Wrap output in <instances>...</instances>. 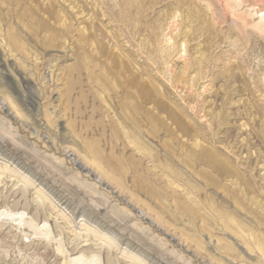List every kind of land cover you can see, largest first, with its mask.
Masks as SVG:
<instances>
[{
    "label": "rangeland",
    "instance_id": "1",
    "mask_svg": "<svg viewBox=\"0 0 264 264\" xmlns=\"http://www.w3.org/2000/svg\"><path fill=\"white\" fill-rule=\"evenodd\" d=\"M2 212L0 264H264V0H0Z\"/></svg>",
    "mask_w": 264,
    "mask_h": 264
},
{
    "label": "bare ground",
    "instance_id": "2",
    "mask_svg": "<svg viewBox=\"0 0 264 264\" xmlns=\"http://www.w3.org/2000/svg\"><path fill=\"white\" fill-rule=\"evenodd\" d=\"M137 82L136 78L131 80V84L135 85ZM143 92V91H141ZM5 214L0 213V217H4ZM7 216V215H6ZM11 217H13L14 215H10ZM23 216L21 215L20 218H22ZM127 246V245H126ZM83 256V255H82ZM85 257V256H84ZM84 257H79V258H75L71 261L72 264H99V260H97V258L95 257H91V258H84ZM108 258V257H107ZM101 263V262H100Z\"/></svg>",
    "mask_w": 264,
    "mask_h": 264
}]
</instances>
